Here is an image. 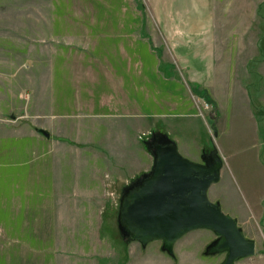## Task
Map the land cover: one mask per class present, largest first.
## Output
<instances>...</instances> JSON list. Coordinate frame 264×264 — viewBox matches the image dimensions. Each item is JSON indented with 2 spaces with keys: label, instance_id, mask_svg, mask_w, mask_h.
Segmentation results:
<instances>
[{
  "label": "rangeland",
  "instance_id": "obj_1",
  "mask_svg": "<svg viewBox=\"0 0 264 264\" xmlns=\"http://www.w3.org/2000/svg\"><path fill=\"white\" fill-rule=\"evenodd\" d=\"M2 26L11 47L0 52V138L12 139L0 142V175L42 154L17 135V120L61 140L52 156L109 163L111 176L135 158L141 171L123 189L114 181L107 197L79 200L102 225L87 235L109 241L108 264H221L210 230L186 233L169 252L162 240L125 242L118 228L122 194L150 174L153 146L173 143L185 158V142L198 164L215 149L223 165L208 198L255 243L235 264H264V0H0ZM15 184L0 182V223L6 203L9 213L29 206L4 198Z\"/></svg>",
  "mask_w": 264,
  "mask_h": 264
},
{
  "label": "crops",
  "instance_id": "obj_2",
  "mask_svg": "<svg viewBox=\"0 0 264 264\" xmlns=\"http://www.w3.org/2000/svg\"><path fill=\"white\" fill-rule=\"evenodd\" d=\"M7 31L8 28L0 27V52H7L11 47V43L8 44L6 41ZM152 89L154 94L159 93L157 85L152 86ZM123 92L125 91L121 90L120 93L125 94ZM154 111V117L159 116L158 110ZM163 116L168 117L167 114ZM54 117L72 118L71 116ZM18 118L14 119L12 116L11 120L16 121ZM17 122L21 129L17 135L23 133V136L19 137L26 143L29 141L31 145H36L42 154L40 158L9 165L14 169L13 175H0V182L17 183L15 187L7 189L4 198L29 199V206L23 207L19 204L13 213H9L10 203H6L5 209H8L5 213L6 223H0V230L4 232L0 234V246L4 248L0 255V264H108L109 254H104L103 247L105 243L110 246L109 241L87 235V232L96 231V236H100L102 225L97 222H88V208L83 204L81 209L79 200H99L107 197L104 193L110 190V183L114 181H117L119 185H127L131 178L139 175L140 163L133 159V164H130L132 166L127 170L130 175L128 177V173H125L127 171L111 176L108 170L109 163L99 164L95 159L83 161L52 156L55 144H62L60 139L53 138L49 129L30 128L29 122L24 123L18 120ZM40 130L46 131L49 136H44ZM10 139L12 137L0 138V142L6 145ZM134 143L140 145L139 142ZM183 143L181 146L178 143L179 153L195 162L196 159L193 160V158H196L198 154L190 152L189 145ZM68 148L69 154L73 153L72 150L78 153L77 146H73L72 141ZM137 151L138 158L142 150L139 147ZM133 154L136 157V150H133ZM120 166L122 170L124 164ZM20 167L24 168L19 170ZM123 185L120 186L122 189L125 186ZM97 204V207L102 206V202Z\"/></svg>",
  "mask_w": 264,
  "mask_h": 264
},
{
  "label": "water",
  "instance_id": "obj_3",
  "mask_svg": "<svg viewBox=\"0 0 264 264\" xmlns=\"http://www.w3.org/2000/svg\"><path fill=\"white\" fill-rule=\"evenodd\" d=\"M48 137L49 134L40 130ZM150 174L138 178L121 197L118 228L123 240L146 244L162 240L171 251L173 244L193 230L207 229L219 240L210 253L226 252L221 264H235L255 254V243L245 238L234 219L208 198V190L219 182L222 159L213 149L202 164L181 157L174 144L153 146ZM128 234V238H126Z\"/></svg>",
  "mask_w": 264,
  "mask_h": 264
}]
</instances>
